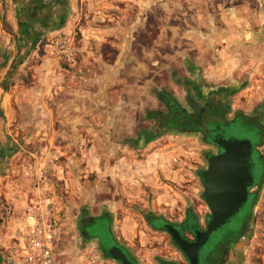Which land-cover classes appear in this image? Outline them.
Instances as JSON below:
<instances>
[{"label": "rangeland", "instance_id": "obj_1", "mask_svg": "<svg viewBox=\"0 0 264 264\" xmlns=\"http://www.w3.org/2000/svg\"><path fill=\"white\" fill-rule=\"evenodd\" d=\"M4 5L14 13L12 0H0L2 30L17 38V29L7 28L9 15ZM242 8L251 14H256V9L259 12L257 0H77L69 33L35 42L34 52L22 69L17 64L23 55L19 49L6 71L5 63L0 62V74L4 73L7 84L25 72L29 73L28 84L38 58L46 55L57 58L66 84L69 71L84 65L92 75H99V63L105 56L113 59L118 54L125 64L138 66L134 76L128 77L131 68L125 65L121 114L93 106L91 122L73 128L64 120L82 119L84 123L88 119L83 112L60 105L73 97L66 92L54 98L47 94V110L38 116L42 126L34 124L36 114L31 113L32 124L24 129L26 135L16 137L22 151L17 164L25 169L22 183L28 189L25 229L41 216L54 235L55 259L60 264H84L91 244L105 258L104 252L115 239L139 264H185L168 234L152 230L144 217L158 216L178 224L190 210L203 230L209 211L201 198L200 173L217 149L198 135L163 131L147 140L144 131L155 125L148 115L162 110L156 92L179 98L175 77L194 82L200 91L229 83L233 92L228 96L231 109L227 119L235 118V122L219 124V133L226 140H247L261 151L264 134L248 122V116L264 112V47L246 40V31L229 32V26L225 28L228 15L245 11ZM116 26L117 32L106 34L107 28ZM116 39L117 51L112 46ZM60 42L67 43L68 57L56 53ZM110 98L114 97L108 96L109 104L115 105ZM81 103L76 97L75 104ZM110 123L113 126L106 127ZM251 168L254 184L261 186L255 202L249 198L210 235L199 251V264H214L210 259L216 258L218 247L238 236L251 210L252 235L243 242V263L264 264V163L256 151L251 156ZM0 213V226L13 216L7 205L1 206ZM101 213L108 217L99 216ZM158 224L164 223L159 220Z\"/></svg>", "mask_w": 264, "mask_h": 264}, {"label": "crops", "instance_id": "obj_2", "mask_svg": "<svg viewBox=\"0 0 264 264\" xmlns=\"http://www.w3.org/2000/svg\"><path fill=\"white\" fill-rule=\"evenodd\" d=\"M12 1L14 13H12L10 7L5 5L4 9L9 15V19H7L9 27L7 28L13 31L12 29L15 27L17 29V38H13L8 32L3 31L0 23V62L5 63L6 66L3 68L5 71L14 60L18 49L21 52L23 51L21 58L17 59L18 67L22 69L28 63L30 53L34 52L35 42H39L45 36L69 33L74 26L77 9V0ZM4 2H7V0H4ZM257 3L259 12L256 9V14H251L249 10L247 11L243 8L245 11H241L242 9L237 10L242 13L231 12L228 15V25H225V28L229 26V32L246 31L244 35L246 40L254 42L255 46L264 47V0H257ZM1 12H3L2 9H0V18L3 15ZM28 13L31 18L28 17ZM247 27L249 29L246 30L245 28ZM107 29L109 31H106V34L111 35L112 32H117L118 27ZM112 43L113 45H111L117 51V39L112 41ZM126 64L131 68V73L127 72V76L133 77V70L134 68L138 70V66L132 67L130 62ZM126 64L118 58V54L113 59L105 56L101 58L99 63V75H92L91 69H86L84 65L78 71H69L66 84L63 82L66 75L61 73L57 58L46 55L38 58L36 65L32 68L33 73L30 75L31 81L28 84L26 82L28 81L27 76L29 73L20 74V78L12 84H7L4 73L0 74V210L2 205H7L13 215L9 220L1 222L0 248L12 246L14 238L17 235L24 234L26 231L24 219L26 213L24 210L27 207L28 189L22 183L25 181L23 178V170L25 169L22 164H17V159L22 157V151L18 150L16 137L18 134L26 135L24 134V129L32 124L31 113L36 114L34 124L37 127L42 126L43 121L38 116L47 110L45 107V96L50 94L54 98V96L66 92L68 97L72 96L73 98L67 104L60 105H67V110L81 111L84 116L88 117L87 120L83 121L84 123H81L82 119L64 120V124L70 127L75 128L77 125L89 124L91 122V112L95 110L92 108L93 106H99L100 111H112L116 115L118 113L121 114L124 106L122 87L124 85ZM92 76L94 77L92 78ZM228 84L212 86L213 91L217 93L225 92L230 96L233 92V89H231L233 85ZM93 87L96 92H94ZM109 95L114 97L110 98V102L114 100L115 105L113 106L109 104ZM95 96H99L98 99ZM76 97H78V101L82 102L81 104H75ZM112 126L113 124L111 123L109 125L106 124L108 128ZM69 137L71 138V136ZM163 149L166 148L159 150ZM186 150L182 149L185 154H188ZM258 152L260 156H264V144L261 146V151ZM156 153L153 156H156ZM244 250V244H235L228 264H244L243 257L246 255Z\"/></svg>", "mask_w": 264, "mask_h": 264}, {"label": "water", "instance_id": "obj_3", "mask_svg": "<svg viewBox=\"0 0 264 264\" xmlns=\"http://www.w3.org/2000/svg\"><path fill=\"white\" fill-rule=\"evenodd\" d=\"M220 153L207 158V166L200 173L202 181L201 198L205 203L209 217L203 230H191L193 240L187 241L180 233V228L164 223L163 232L177 246L187 264H199V251L212 233L224 226L247 202L249 189L254 181L251 174V156L256 151L247 140H232L214 137L209 141ZM109 259L118 264H133L118 247L107 250Z\"/></svg>", "mask_w": 264, "mask_h": 264}, {"label": "flooded vegetation", "instance_id": "obj_4", "mask_svg": "<svg viewBox=\"0 0 264 264\" xmlns=\"http://www.w3.org/2000/svg\"><path fill=\"white\" fill-rule=\"evenodd\" d=\"M28 17L31 18V15L29 14ZM174 84L181 91L179 98L176 99L168 93L169 95H165L167 99L163 96L165 98L164 101L168 108L166 109L165 107L166 105H163V109H164L163 113L160 110L155 111L154 113L156 115L155 116L156 118L157 117L161 118L162 115L164 114L163 116L166 119L165 121L167 125L174 127V129H181L185 131L181 134L198 135L201 137L202 140L207 139L210 141L214 137L216 138L222 137L217 127L219 124L226 123V122L228 123L235 122V118L229 120L227 119L228 113L224 114V112L229 106L227 93L225 92L217 93L213 91L214 90L213 88L211 89V91H202V89L200 91V89L198 88V85L194 84V82H190L189 80L182 79L180 77L174 78ZM162 100H159L160 105L163 104ZM174 102H176V104L178 105L179 110H181L185 114L186 117L188 116V118H186L185 120H182L183 122L181 121L182 115L180 116L176 111L170 114L169 106L170 104L172 105V103ZM257 115L258 114L255 113L252 116H248V117L250 118V120H252L253 118L255 119ZM241 116L246 117L243 115ZM250 120L248 121L249 123H251ZM163 131L164 132L166 131L165 128ZM188 131H191V132H188ZM261 143L262 142H260V144ZM209 145L217 149V153L215 155L220 153V150L215 145H212L210 143ZM259 158H260V155H259ZM253 188H255L254 191H251V189ZM256 190H257V185L254 184L253 187L249 189L248 199L250 198L252 200L253 197H255ZM251 217H252V210L250 211V216L246 218L242 229L237 234L238 236L232 241L226 240L222 247L219 246L216 252V258L210 259V263L228 264L231 253H233L235 244L237 243L243 244V242L248 239L249 235H252V227L249 224V220H251ZM84 220L85 218H82V221ZM182 222L178 224L167 222V224H171L173 227L180 228L182 230L184 229V225ZM198 229L200 228L198 227ZM180 234L189 242L193 240V236L190 232L187 233L186 231L183 230ZM114 242L115 244L113 246L121 249L123 253L125 251L129 254V252L124 247H122L117 242L116 239ZM135 262L136 264H138L136 260ZM185 264H187V262H185Z\"/></svg>", "mask_w": 264, "mask_h": 264}, {"label": "built area", "instance_id": "obj_5", "mask_svg": "<svg viewBox=\"0 0 264 264\" xmlns=\"http://www.w3.org/2000/svg\"><path fill=\"white\" fill-rule=\"evenodd\" d=\"M56 53L68 57L67 43L57 44ZM173 162L176 160L173 159ZM51 233L50 225L40 216L35 225L14 238L12 246L0 248V264H60L55 259L54 235ZM97 250L93 244L88 247V257L84 264H117L101 256Z\"/></svg>", "mask_w": 264, "mask_h": 264}, {"label": "trees", "instance_id": "obj_6", "mask_svg": "<svg viewBox=\"0 0 264 264\" xmlns=\"http://www.w3.org/2000/svg\"><path fill=\"white\" fill-rule=\"evenodd\" d=\"M165 95H169L168 93H166V92H164V91H158V92H156V94H155V96H156V98H157V100L159 101V100H162V103L163 104H161L162 106V113L164 112V109H163V105H166V103H165V101H164V99L166 98L165 97ZM165 98H164V97ZM228 96V95H227ZM163 97V98H162ZM167 99V98H166ZM160 104V103H159ZM228 105H229V103H228ZM166 107V109L168 108L167 107V105L165 106ZM173 108V109H172ZM169 111H170V114L171 113H174L175 111L181 116V121L182 120H185L186 118H188V116L186 117L185 116V114L181 111V110H179V107H178V105L176 104V102H174V103H172V105L170 104V106H169ZM229 111H230V106H228V108L226 109V111L224 112V114H226V113H229ZM155 112V111H154ZM154 112H152V113H150L148 116H149V120L150 121H153L154 122V126L151 128V129H147L146 131H144V135H146V138H147V140L150 138V139H153V138H155L157 135H159L160 133H162L163 132V130H164V128H165V130L166 131H174V132H177V133H183V132H185V131H183V130H181V129H174V127H172V126H169V125H167L166 124V119L164 118V114L162 115V117L161 118H156L155 116V113ZM258 115L255 117V119L253 118L252 120H251V123L253 124V126H255L258 130H260V131H262V133L264 134V125H263V122H261V120H262V116H263V114H264V112L262 111L261 113H257ZM241 116V115H240ZM155 117V118H154ZM171 117V116H170ZM183 122V121H182ZM255 124V125H254ZM188 132H191V131H188ZM263 137H264V135H262L261 136V140H260V142H262V139H263ZM205 144H207V145H209V140H207V139H203L202 140ZM260 158H261V160L263 161V163H264V156H260ZM264 178V175H263V177H262V179ZM200 180H201V178H200ZM262 181V180H261ZM202 182V181H201ZM258 189L257 190H259L260 188H261V186H258L257 187ZM256 195H255V197H253V199H252V202L254 203L255 202V200H256ZM252 203V204H253ZM99 216H106V217H108V215H106V214H101V215H99ZM109 219V218H108ZM144 219H145V221H146V223H147V225L152 229V230H154V231H161V232H163V230L161 229V226L158 224V222H159V220H161L162 221V223H167V221H165L162 217H158V216H153V215H145V217H144ZM151 219H154L153 221L151 220ZM82 221V220H81ZM81 221H80V223H79V227H80V224H81ZM110 221V220H109ZM183 225H184V231H186L187 233H189V232H191V230L192 229H194V228H198V224H197V222H196V217L192 214V212L190 211V210H188L187 212H186V215H185V219L183 220ZM79 232H80V230H79ZM80 234H81V232H80ZM85 240V239H84ZM171 241V240H170ZM113 243L115 244V242H114V240H113ZM171 243H172V245L180 252V250H179V248L177 247V246H175L174 245V243L171 241ZM108 250V249H107ZM124 253L126 254V256H127V258L130 260V262H132L133 264H136V262H135V260H134V258L131 256V255H129L127 252H125L124 251ZM104 255H105V257L106 258H109V256L107 255V251H105L104 252ZM159 264H169V263H165V262H163V261H159Z\"/></svg>", "mask_w": 264, "mask_h": 264}]
</instances>
